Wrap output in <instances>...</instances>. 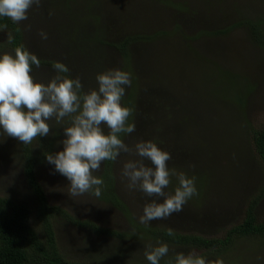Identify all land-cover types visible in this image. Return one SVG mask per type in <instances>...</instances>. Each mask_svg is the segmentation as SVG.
I'll use <instances>...</instances> for the list:
<instances>
[{"label":"rangeland","instance_id":"obj_1","mask_svg":"<svg viewBox=\"0 0 264 264\" xmlns=\"http://www.w3.org/2000/svg\"><path fill=\"white\" fill-rule=\"evenodd\" d=\"M109 1L116 3L118 0ZM219 1L223 3L225 8L224 17L228 18L232 14L229 9L233 4H237L241 12L245 13L244 18L258 19L264 24V0ZM90 2L91 0H78L82 8L87 7ZM61 5V0H58V3H54L52 0H42L39 7L33 6L29 10L28 19L24 23L21 22L28 34L26 39L28 50L37 54L40 59L62 63L64 60L68 61L70 70L75 76L81 78L84 90L87 91L96 87L95 77L97 73L114 68L123 69V59H119L116 65L108 64L115 62L111 52L106 47L101 49L90 43H87V46H82L85 52L75 53L74 47L71 46V54L62 56V49L59 44L68 46V42L63 39L64 36L60 32L69 31L70 21L79 15V8L75 4V8L71 10V13H68L61 10ZM105 6L106 3L100 5L101 8ZM127 6L126 0H119L117 9L126 11L124 15L120 16L124 18L125 23L130 20L131 15L128 11H132L131 7L128 6L127 8ZM143 8L149 10L148 7ZM135 10L137 8L133 7V11ZM144 13L146 14L145 10ZM204 13L208 15L207 10L202 8L196 14V20H200L201 25L190 24L189 18L193 17L192 19H194L193 14H190L188 21L183 19V24L180 23V30L174 27L173 22L168 24L161 20L167 33L171 34L179 35L180 31L188 26L187 28L191 30V41L186 43L188 50L191 45V51L184 52L178 43H174L172 46L160 43L158 46L156 44L152 46L154 52L157 53L154 58L150 49L140 50L141 46L137 43L132 71L127 68L123 69L131 74L136 73L134 84L138 88L132 91L133 84H131L122 103L125 105L124 102L133 96V103L134 100L135 103H139L138 110L144 113H137L135 118L137 120L135 136L130 138L128 135L122 134L123 139L130 146L139 140H151L157 143L161 149L170 152L172 156L168 162L170 168L175 169L177 173L183 172L189 177H195L198 194L183 206L181 212L173 213L166 219L155 220L144 225L139 222V216L142 214L143 206L149 202L147 200L149 197L140 191L128 190L126 184L120 179L122 163L135 157L122 153L117 161H111V165L114 164V178L117 180L112 189L125 209L118 208L113 203L101 198L102 195H105V185L100 197H96L92 193H85L70 198L66 191L68 181L61 175L60 183L55 189L57 194L55 195L53 191L55 195L53 197L57 200L47 203L49 205L54 203L61 208H73L76 211V216L70 214L73 220L68 218L58 221L57 228H55L58 247L65 257L101 264H149L144 257L145 247L149 244L156 245L157 242H162L169 246V257L174 256L176 252L185 254L193 252L207 257L209 264H264V236L237 238L229 250L226 249L224 253H217L195 245H183L164 240L150 231L157 228H176L175 230L182 233L223 238L227 230L243 219L247 205L256 199L255 197L260 194L264 185V169L256 163L252 141L243 133L247 128L244 125L246 120L253 126H258L264 122V104L263 106L260 105V102L264 103V52H262V60L253 59L252 52L244 47L241 40L237 38H241L239 28L234 31V34H230L232 33L231 30L218 36L203 32L202 24L206 22ZM104 14L102 21L105 20V17L119 15L110 7L105 10ZM177 15L179 16L178 13ZM238 21L241 22L242 20ZM238 21L231 19L223 25V28ZM149 22L152 25H158L155 19ZM79 25L81 24L78 23ZM27 27L30 28L27 29ZM79 29L82 33L90 31L89 26ZM41 31L47 33V39L41 38ZM157 31L155 30V32ZM185 34L189 35V32H184ZM177 37L181 38V36ZM217 38L221 44L217 46L218 51L211 56L223 61L218 63L219 70L223 72L228 70L233 74L229 79L235 84L230 86H224L228 79L218 70L214 71L213 64L204 63L199 59L204 60L200 51L203 50L206 54L211 46L210 43L214 42L212 39ZM5 41H7V35L0 31V42ZM181 41L183 44V40ZM2 51V53L13 54L7 48ZM142 54L146 59L143 58ZM224 61L231 63L233 67L231 65V68ZM79 70H83L87 77ZM54 73L56 74V71L55 69L52 70L51 66L50 68L34 66L31 75L36 81L47 83L55 76ZM136 90L141 91V96L144 98L137 100ZM230 91L233 93L230 94ZM249 91L259 92L255 98L251 95L249 97L251 104L249 107H244L241 101L237 100V94L241 95L242 92ZM220 92L224 93L222 96L224 99L217 113L215 111L217 107L215 105L214 108L211 107L207 95L213 97L218 103L222 95ZM229 94L235 95L234 100L228 98ZM255 102H259L258 106ZM204 110L213 114L215 111V114H219L223 119L217 120L215 127L209 130L208 116L204 114ZM169 111L172 113H168ZM188 112L193 115V119ZM132 118V116L129 118L130 122ZM69 123V119L65 118L64 126H68ZM50 124L52 131L45 137V143L39 141L37 137L31 144L26 145L15 138L6 137L0 133V189L11 198L21 199L24 196V194L20 195L14 191V188L15 190H24L26 187L23 172L25 165L23 150L26 147L41 158L37 167V175L41 183H45L48 189H52L51 182L48 179L44 180L45 174L49 173L52 179L56 174H52V166L47 163L45 156L50 152L54 153L61 150L62 146L58 145V142L62 139V126L57 125L54 120L50 121ZM105 131L107 132V129ZM220 134L223 140L218 142L213 137L218 138ZM212 144L213 151L220 152L211 157L208 146H212ZM246 163L249 166V168L245 166L248 168L246 169L247 177L241 169ZM106 166L107 162L105 161L100 171L96 173L103 179L106 177ZM238 168L242 170L241 174H239ZM249 178L252 180L253 189L247 191L245 198L244 196L239 198L237 194H241L242 189L246 187L244 184ZM177 186V177L173 176L166 191L171 192ZM262 194L255 203L260 219L264 217V194ZM27 198L25 200L28 204L33 203V206L36 204L29 197ZM225 198L230 206L225 203ZM207 204L222 213L226 208L230 212V215L227 216L229 218H223L215 226L212 222L208 223L209 226H205L204 223L207 221H203L200 215L205 211ZM34 210L36 211V209ZM192 214L193 216L197 214L199 217L192 222L187 221L188 219L179 220L181 215L185 217ZM76 220L94 222L99 227L105 228L106 231L114 230L120 234L101 233L90 225L77 223ZM169 257H165L161 263H168Z\"/></svg>","mask_w":264,"mask_h":264},{"label":"trees","instance_id":"obj_2","mask_svg":"<svg viewBox=\"0 0 264 264\" xmlns=\"http://www.w3.org/2000/svg\"><path fill=\"white\" fill-rule=\"evenodd\" d=\"M52 1L54 3H58V0ZM61 1V10L67 11L68 13H71V10L75 8V4H77L79 8V15H76L75 19H72V21H70L69 31L64 30V33L60 32L64 36L63 39L68 42V46L59 44L62 49V56H68L71 54V46L74 47L75 53L81 51L85 52V49L82 46H87V43H90L91 45L97 48L104 49L106 47L111 52L112 58L115 59V62L108 64L116 65L119 59H123V69L127 68L128 70L132 71L135 59L133 57L135 54V46L137 43H139L138 45L141 46L140 50L144 48L150 49L154 58L157 56V53L154 52L152 46H154L155 44L156 46H158L160 43L170 44L171 46L174 43H178L182 47V50L184 52H188L189 50L191 51V45L189 46L188 50L186 43L188 41H191V30L187 28L188 26L182 31H180L179 35H176L174 33L171 34L167 33L164 25L161 23V20L166 21L168 24H171L173 22L174 27L177 30H180V23L183 24V19L184 21H188V16H190V14H193L194 19H192L193 17H190L189 22L194 26H199L201 24L200 20H196V14L203 8L205 11L207 10L208 12V15L204 13V15L206 16V22L202 24V27L204 29L203 32L213 36H218L220 34H226L231 30L232 33L230 34H234V31L239 28L240 36L242 39L240 37L237 38L241 40V43L244 47L248 48L252 52L253 59L262 60L261 56L262 52H264V24L261 20L258 19L255 20L254 18L251 19L248 17L244 18L245 13L241 12V9L237 7V4H233L231 9H229L231 10L232 14H230L227 18L224 17V5L219 0H126L128 6L131 7L132 11H128L131 16L129 22L125 23L124 18H121L120 16H122V14L124 15L126 11H119L117 9L119 7V0L116 3H111L109 0H91L90 4L85 8L81 7V4L78 3V0ZM101 3H106V6L101 8ZM109 7L114 9L119 15L116 14L113 16L105 17V20L102 21V15H105L104 12ZM133 7H136L137 10L133 11ZM143 7H148L149 10ZM144 10L146 14L144 13ZM177 13L179 14V16L177 15ZM152 19H155L158 25H152L149 22ZM231 19L235 21H242L234 22L230 26L223 28V25ZM24 22L25 21H23V23ZM196 22L198 23L195 24ZM78 23H80L81 25L78 26ZM23 26L24 25L22 23H12V21L8 18H0V31H2L6 35L8 33H11V35L13 36L11 42H9L8 40L5 42H0V53L3 52L2 50L4 48L10 49L13 54L14 49L17 47H23L28 50V46L26 43L28 34L27 31L24 30ZM86 26L90 27V31L88 33H82L79 28H83ZM28 28L30 27H27V29ZM155 30L158 31L155 32ZM184 32H189V35H184ZM177 36H181L180 39L183 40V44L187 48L182 44V41ZM212 40L214 42L210 43L211 46L209 48V51L206 52V54L203 50L200 51V54L203 55L204 60L201 58L199 59L202 60L204 63L213 64L214 71L218 70L220 74H223L224 77L226 76L228 80H226L227 83L224 86H230L231 84H235V82L230 81L229 79V77L233 75L230 71L225 70L223 72L222 70L218 69L220 62L223 61L215 59L211 56L218 51L217 46L221 44L218 38ZM143 58L145 57L143 56ZM39 60L40 67L50 68L51 66V69H54L53 65L56 62L40 58ZM61 60L63 61V59ZM67 62L68 61L66 60L63 61V63L69 69H71ZM224 62L228 63L231 67V63L227 61ZM79 71L83 72V70ZM84 74L87 77L86 73ZM135 74L133 75L134 80L132 79V91H134L135 88H138V86L134 84L137 76H135ZM54 75L56 74L54 73ZM67 75L71 77H77L73 74L71 70L69 73H67ZM233 78L236 77L233 76ZM254 84L256 83L254 82ZM258 92L259 91L242 92V97L240 94H237V100H240L244 107H249V105L251 104L249 97L253 95L255 98ZM220 93L222 95L220 96L218 103L213 97L207 95L211 107L214 108V105L217 107V109L215 110L217 111V113L218 109L221 108L220 104L224 99L222 97L224 93ZM231 93L233 92L230 91V94ZM136 94L137 100H139L138 98H144L141 96V91H137ZM230 94L228 98L234 100L235 95ZM244 101L245 103L243 104ZM124 103V106L133 109L134 113H132L133 118L131 122H134L136 124L137 120H135V118L137 116V113H143V111L138 110L139 103H135V100L133 103V96L128 98ZM255 103L258 106L259 102ZM263 104L264 103L260 102L261 106H263ZM215 111L213 114L212 112L207 113L204 110V114L208 116L207 124L209 130L210 128L215 127L217 120H220L222 118L221 116H219V114H215ZM168 113L172 112L169 111ZM188 114L191 116V118L193 117L190 112H188ZM247 121L248 120H246V123H244L247 128L243 133L248 137V139L252 141L255 153L254 156L256 157V163L258 165H261L264 169V122L258 126H253L252 124L250 125ZM136 130L137 127L135 126V132L128 136L130 138L134 137L136 134ZM219 136L220 137L218 138H213L219 142L221 141V139L223 140V138L221 137L222 135L220 134ZM39 141L45 143L46 139L45 137L39 138ZM208 147L210 149L209 155L211 157L214 156L215 153L220 152L213 151V144L212 146ZM23 152L25 155V157H23V159H25V165L23 168L25 176L24 181L30 189L29 191L31 192V194L29 195L32 196L33 202H36V204L33 206V209H37L34 214L33 209L30 206L31 204H28L25 200V198H27L26 195L23 196L21 199L11 198L9 195L2 192V190L0 189V264H101L88 260L77 261L69 259L65 257V255L60 251L57 244V234L55 232V228H57V223L54 224L53 221L55 220V218L58 221L62 220L59 219L58 213L55 211L57 209L66 219L70 218V213L62 208H57L56 206L47 204L46 199L43 196L36 180V174L38 171V169L36 168L41 158L32 153L28 147H26ZM106 162L107 169L105 171L106 177L104 178V185L106 187V190H104L105 195H102L101 198L107 200L110 203H113L118 208L125 209V207L117 198L116 193L112 189L113 186L117 183L116 178H114V164L112 163L111 165V161ZM245 166L249 168L246 163L241 169L247 177L246 169L248 168H245ZM241 169L238 168L239 174H241L242 172ZM244 186L246 187L242 189L241 194H237L239 198H243V196L245 198L247 191L253 189V183L251 178L246 181ZM9 189L11 191V186L9 187ZM24 190L28 189L25 187ZM14 191H16L15 188ZM18 193L20 195L22 194L21 192ZM262 193L264 194V185L260 194L257 195L255 198L259 199ZM151 199L152 198H149L147 200L150 202ZM256 199H253L252 202L247 205V209L245 210V215L243 219L238 224L232 226L229 230H227L223 238L217 236H207L204 234L182 233L175 230L176 228H157L152 229L150 231H152L154 234L164 240L172 241L177 244L190 246L195 245L198 247L206 248L208 250L210 249L217 253H224L226 249H230L232 243L237 238L255 235L264 236V217L262 219L258 217L256 208L257 204H255ZM223 201L224 199L222 200V202ZM225 203L230 206V204L226 201V198ZM229 215L230 212L227 211L226 208L222 213L207 204L205 211L203 212V214L200 215V217L203 218V221H207V223H204L206 224L205 226H209V222L214 223L215 226L218 222H221L223 218ZM197 217H199L197 214H194V216L193 214L191 216L186 215L185 217H182L181 215L180 219H178H188L187 221L192 222ZM71 220H73V218H71ZM76 222L83 225H90L93 229L101 233H111L114 235L120 234L114 230L106 231L105 228L99 227L94 222L80 220H76Z\"/></svg>","mask_w":264,"mask_h":264},{"label":"clouds","instance_id":"obj_3","mask_svg":"<svg viewBox=\"0 0 264 264\" xmlns=\"http://www.w3.org/2000/svg\"><path fill=\"white\" fill-rule=\"evenodd\" d=\"M41 2L0 0V18L20 24L28 19L29 10L39 7ZM40 36L47 39L43 31ZM12 39L8 33L7 40ZM34 66L39 67L40 60L26 48H15L14 54H0V133L27 145L37 137L49 135L50 121L61 125L62 139L58 142L61 150L48 153L45 159L52 166V174L58 173L68 181L70 198L85 193L100 197L105 182L96 173L105 161L115 162L122 153L135 158L122 163L121 182L128 190L152 198L143 206L141 224L148 225L181 212L198 194L195 177L170 168V152L151 140H139L130 146L123 139L122 134L135 131V123L129 120L133 109L122 103L132 84L130 72L114 68L97 73L96 87L85 91L79 76L64 75L70 69L62 62L54 63L56 75L47 83L36 81L31 75ZM65 118L70 121L68 126H64ZM173 176L177 177L178 186L168 192ZM169 253L167 243L157 242L145 247L144 257L149 264H161ZM168 264H209V261L193 252H176L169 257Z\"/></svg>","mask_w":264,"mask_h":264},{"label":"flooded vegetation","instance_id":"obj_4","mask_svg":"<svg viewBox=\"0 0 264 264\" xmlns=\"http://www.w3.org/2000/svg\"><path fill=\"white\" fill-rule=\"evenodd\" d=\"M39 165V164H38ZM38 165H37V167H38ZM36 169H38V168H36ZM53 176V175H52ZM54 177V179H52L51 178V176L49 175V173H47V174H45V178H44V180H46V179H48L50 182H51V184L53 185V187H52V189H48V187L46 186V184L45 183H41V181H40V178H39V176L36 174V180H37V182H38V185H39V187H40V190H41V192H42V194H43V196L45 197V199H46V201L47 202H49V201H52V200H57L55 197H53V196H55L56 194H57V192L55 191V189H56V187L58 186V183H60V180H61V175L60 174H56L55 176H53ZM26 188L28 189V190H16L17 192H21L22 194H24V196L26 195V197H29L31 200H33L32 199V196L31 195H29V194H31V192L29 191L30 189H29V187H28V185L26 184ZM53 191L55 192V195L53 194ZM67 192H68V189L66 190ZM65 198V197H64ZM73 198V197H72ZM28 199V198H27ZM68 200V199H67ZM53 205L54 206H56L57 208H61V207H59L58 205H56V204H54L53 203ZM31 207H32V209H33V203H31V205H30ZM34 209H37V208H34ZM33 209V213H35V210ZM62 209H64V210H66L67 212H69L70 214H72V215H74V216H76V211L73 209V208H69V207H65V208H62ZM55 212H57L58 213V217H59V219H61V220H66V218L56 209V211ZM54 212V213H55ZM54 213H53V215H54ZM72 217L70 216V219H71ZM87 222H89V221H87ZM53 223L55 224V223H58V220L55 218V220L53 221Z\"/></svg>","mask_w":264,"mask_h":264}]
</instances>
